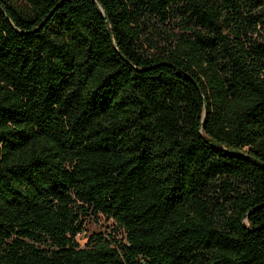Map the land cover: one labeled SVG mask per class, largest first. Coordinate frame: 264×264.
<instances>
[{
	"label": "trees",
	"instance_id": "trees-1",
	"mask_svg": "<svg viewBox=\"0 0 264 264\" xmlns=\"http://www.w3.org/2000/svg\"><path fill=\"white\" fill-rule=\"evenodd\" d=\"M0 264H264V0H0Z\"/></svg>",
	"mask_w": 264,
	"mask_h": 264
},
{
	"label": "rangeland",
	"instance_id": "rangeland-1",
	"mask_svg": "<svg viewBox=\"0 0 264 264\" xmlns=\"http://www.w3.org/2000/svg\"><path fill=\"white\" fill-rule=\"evenodd\" d=\"M113 227V222L104 216H99L98 218H91L87 222L85 230L78 235V240L81 245H85L91 234L101 232L103 235H107L112 231ZM121 236L122 233H119L118 237Z\"/></svg>",
	"mask_w": 264,
	"mask_h": 264
}]
</instances>
